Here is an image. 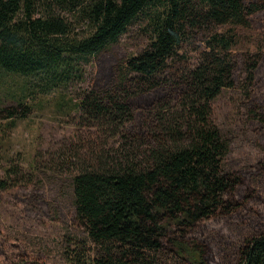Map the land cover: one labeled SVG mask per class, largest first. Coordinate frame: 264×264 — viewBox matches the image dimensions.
<instances>
[{"label":"trees","instance_id":"1","mask_svg":"<svg viewBox=\"0 0 264 264\" xmlns=\"http://www.w3.org/2000/svg\"><path fill=\"white\" fill-rule=\"evenodd\" d=\"M151 10L146 46L127 54L120 41ZM255 32L264 37V0H0V84L81 87L80 116L107 122L123 146H153L145 162L116 158L108 170L59 179L71 192L68 213L44 204L38 161L26 172L23 159L4 157L0 195L23 192L25 213L85 235L69 238L70 264H154L158 254L223 264L212 239L227 224L253 231L238 264H264V157L228 166L232 141L213 120L217 98L240 89L264 124V51H237ZM33 110L15 94L0 99L1 136ZM14 247L0 234V254L28 264Z\"/></svg>","mask_w":264,"mask_h":264},{"label":"rangeland","instance_id":"2","mask_svg":"<svg viewBox=\"0 0 264 264\" xmlns=\"http://www.w3.org/2000/svg\"><path fill=\"white\" fill-rule=\"evenodd\" d=\"M156 11L148 12L120 41V46L129 55H137L148 42L146 37L150 22ZM238 52L264 51V37L258 32L250 35ZM85 64V63H84ZM94 64L87 66L88 74L95 72ZM33 107L32 115L17 122L16 128L1 136L7 126L0 124V173L4 169V157L24 160L23 169L28 172L38 161L41 171L35 170L37 180H44L46 199L68 213L71 208V192L64 190L59 179L82 173L102 172L113 168V159L125 161L134 158L145 162L150 158L152 145L137 143L123 146L119 138L109 134L107 122H100L77 111L75 96L81 87L76 85L48 87L41 78L26 79L9 77L0 84V99L10 93ZM251 101L240 90L225 91L213 105V120L216 126L232 141L225 160L228 166L249 165L264 157V124L259 118L250 117ZM173 148H188V142H178ZM47 176L48 178H46ZM50 178V179H49ZM259 187L264 194V178ZM32 189V188H31ZM23 192L0 195V234L15 245L13 250L28 254V264H70L66 255L69 238L87 240L77 230H71L63 221H54L50 215L40 213L42 219L25 213L21 198ZM25 196V195H24ZM253 234L250 228L233 224L226 225L222 234H214L223 264H238L243 241ZM18 247V248H17ZM75 249V246L72 247ZM44 254V257H41ZM32 260V261H31ZM154 264H178L170 257L158 254ZM152 262V263H153ZM0 264H24L20 258L9 259L0 254Z\"/></svg>","mask_w":264,"mask_h":264}]
</instances>
